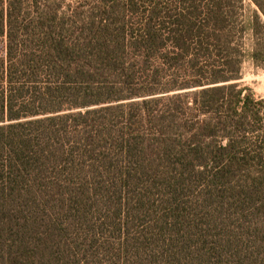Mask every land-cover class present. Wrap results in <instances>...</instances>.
<instances>
[{
    "label": "trees",
    "instance_id": "16d2710c",
    "mask_svg": "<svg viewBox=\"0 0 264 264\" xmlns=\"http://www.w3.org/2000/svg\"><path fill=\"white\" fill-rule=\"evenodd\" d=\"M59 1L0 0V264H172L149 252L154 235L102 243L104 222L80 207L112 209L114 232L128 234L129 218L147 209L132 214L145 203L128 188L143 175L159 185L156 175L165 179L176 163L211 175L205 209L214 224L206 243L183 244L184 263L264 264V218L247 216L264 199V101L230 84L244 61L264 66V39L253 40L264 33V0H250L257 10L247 15L245 0H96L90 10ZM160 67L185 82L159 92ZM173 91L182 93L159 96ZM239 172L246 185L233 184ZM87 178L102 193L78 197L69 187ZM182 199L167 195L155 210L164 228L179 229L163 231L169 244L199 235L172 217Z\"/></svg>",
    "mask_w": 264,
    "mask_h": 264
},
{
    "label": "rangeland",
    "instance_id": "374dc122",
    "mask_svg": "<svg viewBox=\"0 0 264 264\" xmlns=\"http://www.w3.org/2000/svg\"><path fill=\"white\" fill-rule=\"evenodd\" d=\"M60 3L59 0H50V4L52 6L58 5ZM71 4L73 6L82 7L84 10H90L97 6L96 0H65L64 5ZM257 10L256 6L250 1L245 0L243 3V8L241 9V14H254ZM260 14V13H259ZM264 19V18H263ZM264 39V33L259 34L258 36H255L253 40H255L256 43H260ZM251 38L250 37H242L241 38V44L244 48H248L251 44ZM5 47H6V40L5 38H0V58L5 57ZM141 58H138L139 60ZM152 69V68H151ZM159 77L158 81H156L155 89H157L159 92H163L167 88H172V86H179L183 82H185V79L178 73L177 70H170L165 71L164 67H160ZM145 84V83H142ZM230 84H237L238 89H244L249 88L252 91V94L254 98L257 101H264V66H256L251 61L246 60L242 64V79L239 81H232ZM149 89L151 87H148ZM147 89V84H145V88L141 92H145ZM196 89L192 90L195 91ZM182 92H170L166 94H161L159 96H173L175 94H179ZM143 99H138L136 101H141ZM186 167L181 166L179 163H176L174 165H170L165 170H163L166 173L167 177L165 179L160 178L156 175L157 178L163 180L162 183L160 182L157 186H151V181L147 182L146 176L143 175L139 179L142 182H134V184L140 183L134 187H129L128 192L131 196H136L138 193L139 196L135 200V202H143L145 204L141 206H137L138 209L132 211V214H135L137 210H144L146 211L142 212L141 214L137 215L133 222L132 217L128 220V226L131 227V231L128 230V234L125 232L122 233V235H118L117 232H114L117 230V223L116 225L112 226V220L114 219V212L112 209L109 210V213L101 208V207H91L90 202H88L86 205L80 207L81 209V215L82 217L87 218L88 220L91 219L92 223L94 224H100L101 222H104L103 229L106 230V233H99L98 237L101 238L102 243L103 240H108L114 244V246H122L126 240H124L123 235H131L133 232V235L138 236V239L134 240L132 239V242H137L139 239L146 240V238H151L150 235H154V239L151 244H149L148 250L149 252H157L158 254H162L159 259L164 258H170L172 261V264H185L183 259V252L185 251L183 244L193 242L190 245L191 246H197L202 245L203 243H206L205 239V233L211 232L210 225L214 224L211 216L208 214L211 212L210 208L207 210L205 209L207 207V203L205 201L206 197H210L207 189L211 186V175L209 177L208 174L201 175L199 174V170L194 169L192 167H189L187 171L184 172ZM262 169L258 167H254L252 169V176H256L260 182V178H262ZM189 172H192L189 174ZM233 184H247L249 175L247 173H233L231 175ZM68 181V180H67ZM98 182L107 181V177H99L96 179ZM94 179H82L81 181L70 185V188L74 187V190L78 197L81 196V194L86 198L88 195L85 193V190L88 189L92 192L102 193V187L100 184H98ZM145 181V183H143ZM71 182V181H70ZM69 182V183H70ZM68 183V182H67ZM261 190L264 192V183H260L258 185ZM221 190L223 188H220ZM206 190V191H205ZM174 193H177L179 197L183 194L185 195L186 202H181L182 207L179 208V205L175 206V213L172 216L177 223L179 227H183L182 229L186 228H194L195 232H199V235L195 238V236H183L176 239V242L169 244V237L166 236V238L163 235V231L168 232H176L179 229L175 228L171 224L169 228H164L163 224L160 223L159 217H160V211H155L157 208L160 210L161 203H159V200H162V198H165L167 195L172 196ZM223 194V199L226 195V193ZM97 197V196H96ZM99 198V197H98ZM222 199V200H223ZM264 199L262 198H256L255 202V209L251 210L248 213V219L253 220L258 215L264 218ZM153 203V205H150ZM119 204V202H117ZM206 204V205H205ZM206 206V207H205ZM150 208V209H149ZM209 211V213H208ZM223 218H226V220L234 218L230 217L233 213V210L231 209H224ZM125 217V214H124ZM99 220V221H98ZM188 220H194V224L190 223H183V225H180L182 222H187ZM98 221V223H97ZM240 226L238 223L233 226L231 224H228L226 227H223L224 231H230L233 230L234 227ZM208 227V229H207ZM134 230V231H133ZM221 227L219 229L213 230V234L220 232ZM242 232V231H240ZM255 233V229L249 231V234L252 235ZM148 234V235H147ZM131 240V239H130ZM129 240V241H130ZM149 243V242H148ZM165 244L167 247H164ZM177 252V255L174 257H167V254L170 252ZM162 264V263H159ZM191 264V263H190ZM196 264V263H195Z\"/></svg>",
    "mask_w": 264,
    "mask_h": 264
}]
</instances>
